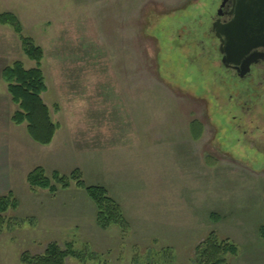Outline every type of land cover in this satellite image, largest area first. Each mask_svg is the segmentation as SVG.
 Masks as SVG:
<instances>
[{
    "label": "rangeland",
    "instance_id": "obj_1",
    "mask_svg": "<svg viewBox=\"0 0 264 264\" xmlns=\"http://www.w3.org/2000/svg\"><path fill=\"white\" fill-rule=\"evenodd\" d=\"M220 4L0 0V14H15L44 53L43 100L59 126L43 154L46 175L56 184L54 172L79 169L87 186L108 190L130 224L127 233L102 230L96 205L75 182L67 190L56 184L54 195L33 191L14 168L19 206L4 214L0 264H22L25 253L42 255L52 243L82 254L66 264H196V248L212 233L238 248L227 264H264V160L226 142V125L243 112L220 84L223 68L205 56ZM0 46L6 67H37L10 26L0 24ZM17 110L13 103L9 113ZM9 126L29 139L26 124Z\"/></svg>",
    "mask_w": 264,
    "mask_h": 264
},
{
    "label": "trees",
    "instance_id": "obj_2",
    "mask_svg": "<svg viewBox=\"0 0 264 264\" xmlns=\"http://www.w3.org/2000/svg\"><path fill=\"white\" fill-rule=\"evenodd\" d=\"M0 24L10 26L20 36L25 55L37 64L36 68L26 69L24 64L18 61L4 69L2 73L12 102L18 106V110L12 116V122L18 126L26 124L28 135L34 142L42 146H49L52 144L59 126L53 121L50 109L43 100V94L48 90L41 68L44 59L43 50L32 39L24 37L23 27L15 14L8 12L0 14ZM192 125L200 126H197V123ZM198 134L197 132L196 135ZM53 180L60 185L61 189L67 190L71 183L75 182L78 188L87 192L89 198L96 205V221L100 229L109 230L117 226L122 229L123 233L129 231L130 224L121 205L110 196L105 187L87 186L79 169L69 177L54 172ZM27 181L33 191L42 189L54 195L59 189L46 175V170L43 167H38L29 173ZM18 206L19 202L11 191L0 197V232L6 226L4 214L11 209H17ZM215 218L217 217L213 214L211 220H217ZM259 235L264 240V225L261 226ZM238 253V248L233 243L229 240H221L216 233H212L196 248L195 262L196 264H227L226 257L237 256ZM69 257L81 259L82 254L74 249L73 244L68 243L65 248H62L59 244L52 243L42 255L31 256L25 253L21 262L22 264H66Z\"/></svg>",
    "mask_w": 264,
    "mask_h": 264
},
{
    "label": "flooded vegetation",
    "instance_id": "obj_3",
    "mask_svg": "<svg viewBox=\"0 0 264 264\" xmlns=\"http://www.w3.org/2000/svg\"><path fill=\"white\" fill-rule=\"evenodd\" d=\"M220 3L217 16L214 17L212 26L208 30V33L214 39H210L208 55L205 56L206 58L216 59V63L223 68L224 73L220 74L219 72V74L225 77V81L219 80L220 84L223 86L225 83L223 88L227 84L225 91L229 95L228 98L233 105V110L239 109L243 112L239 119L233 117V128L226 125L228 127L227 132H230L229 136L231 137L228 140L226 139V142L234 145L238 144L246 150L247 154L252 151L256 153L254 158L257 156L264 160V100L262 99L264 96V47L255 49L242 59L235 57L229 59V61L225 52V39L223 38L222 41L218 35L234 19L238 0H220ZM202 42L205 43L204 40ZM215 52H217V55H215ZM257 89H259L258 95L254 96L253 94H257ZM231 92H234L236 96L230 97ZM244 94L248 98L244 99ZM247 95L253 96L249 97ZM234 97H236L235 100H233ZM225 108L226 106H224ZM218 152L222 156L232 157V152L224 150L220 146Z\"/></svg>",
    "mask_w": 264,
    "mask_h": 264
},
{
    "label": "crops",
    "instance_id": "obj_4",
    "mask_svg": "<svg viewBox=\"0 0 264 264\" xmlns=\"http://www.w3.org/2000/svg\"><path fill=\"white\" fill-rule=\"evenodd\" d=\"M2 36H4L3 33ZM5 42L7 43L6 40ZM7 52L8 51L3 50L0 46V196L12 191L15 186L14 181L20 178L18 176L15 179L13 178L14 168L19 170L15 171V175L22 174L25 179H27L29 173L38 167H43L46 170V166L43 164L42 160L43 154L45 153V149L53 147L52 144L54 143L53 142L49 146H42L34 142L29 135L28 137L30 140H27L24 134L20 131L11 130L9 125H12L13 123V115L9 112L13 102L11 95L8 92L7 84L2 78L4 69L10 67H6L4 61L6 59ZM8 130L10 131L9 136L4 135V133H7ZM12 149L14 151L18 150V152H16L17 157L15 161L13 159L15 152H13ZM258 243L261 248H264V240L261 237Z\"/></svg>",
    "mask_w": 264,
    "mask_h": 264
},
{
    "label": "water",
    "instance_id": "obj_5",
    "mask_svg": "<svg viewBox=\"0 0 264 264\" xmlns=\"http://www.w3.org/2000/svg\"><path fill=\"white\" fill-rule=\"evenodd\" d=\"M218 37L225 39L228 60L264 47V0H238L234 19Z\"/></svg>",
    "mask_w": 264,
    "mask_h": 264
}]
</instances>
